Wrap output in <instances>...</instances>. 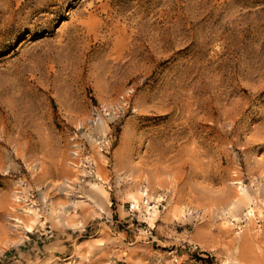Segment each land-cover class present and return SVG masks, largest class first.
<instances>
[{
	"label": "rangeland",
	"instance_id": "1",
	"mask_svg": "<svg viewBox=\"0 0 264 264\" xmlns=\"http://www.w3.org/2000/svg\"><path fill=\"white\" fill-rule=\"evenodd\" d=\"M0 264H264V0H0Z\"/></svg>",
	"mask_w": 264,
	"mask_h": 264
},
{
	"label": "built area",
	"instance_id": "2",
	"mask_svg": "<svg viewBox=\"0 0 264 264\" xmlns=\"http://www.w3.org/2000/svg\"><path fill=\"white\" fill-rule=\"evenodd\" d=\"M72 154H73V155H76V151H72ZM87 168H88V171H89V172L92 171V167H89V164H88ZM131 206H132V205H131Z\"/></svg>",
	"mask_w": 264,
	"mask_h": 264
}]
</instances>
